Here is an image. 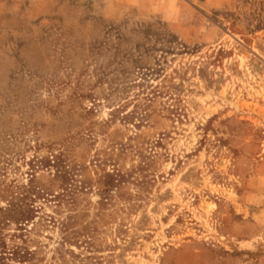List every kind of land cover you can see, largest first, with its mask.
<instances>
[{"label": "rangeland", "instance_id": "374dc122", "mask_svg": "<svg viewBox=\"0 0 264 264\" xmlns=\"http://www.w3.org/2000/svg\"><path fill=\"white\" fill-rule=\"evenodd\" d=\"M0 220V264H264V0H0Z\"/></svg>", "mask_w": 264, "mask_h": 264}, {"label": "trees", "instance_id": "16d2710c", "mask_svg": "<svg viewBox=\"0 0 264 264\" xmlns=\"http://www.w3.org/2000/svg\"><path fill=\"white\" fill-rule=\"evenodd\" d=\"M56 158L57 162L59 163L61 161V158L58 156ZM64 172V174L67 175V171ZM51 191L52 190H50L49 188L42 185H38L31 181V183L24 186V189L11 200L9 206L6 207L4 210H7V216L9 215L11 217L10 220H15V222L20 225V229H23V226H25L34 219L38 211V207L34 204V196H38L39 198H45V196L48 197L52 195ZM6 219L8 218L6 217ZM0 223H3V220H0ZM5 253V251L0 252V260L5 258ZM11 253L13 255L19 254L18 250L16 249H13ZM24 254L30 255L31 253L29 251H25Z\"/></svg>", "mask_w": 264, "mask_h": 264}]
</instances>
